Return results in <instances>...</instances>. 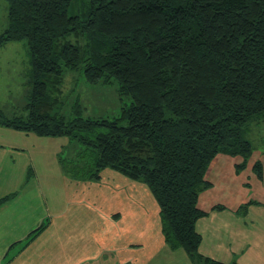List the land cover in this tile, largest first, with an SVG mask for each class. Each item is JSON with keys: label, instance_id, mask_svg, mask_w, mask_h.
Returning a JSON list of instances; mask_svg holds the SVG:
<instances>
[{"label": "trees", "instance_id": "trees-1", "mask_svg": "<svg viewBox=\"0 0 264 264\" xmlns=\"http://www.w3.org/2000/svg\"><path fill=\"white\" fill-rule=\"evenodd\" d=\"M4 1L0 48L25 44L29 93L23 114L0 109V125L68 137L75 155L64 167L76 180L110 169L147 185L168 248L191 264H226L199 252L196 224L208 212L198 200L216 156L242 157L244 168L250 124L264 123V0ZM76 70L90 84L117 83L130 106L95 119L76 99L66 113L63 86ZM254 171L262 178V163Z\"/></svg>", "mask_w": 264, "mask_h": 264}, {"label": "crops", "instance_id": "crops-1", "mask_svg": "<svg viewBox=\"0 0 264 264\" xmlns=\"http://www.w3.org/2000/svg\"><path fill=\"white\" fill-rule=\"evenodd\" d=\"M28 64L23 73L26 86ZM74 155L73 148L59 160L64 172L62 191L70 204L41 206L39 197H45L42 190L20 189L23 172L0 181V198L13 195L0 206V264H152L162 254L165 260L176 252L165 243L159 211L157 214L153 201L152 205L141 203L140 187L135 182L110 169L102 173L99 182L76 180L64 167ZM229 157L216 159L221 171L230 169L225 174L223 183L228 185L224 189L232 196L231 189H239L241 194L251 192L263 197H255L262 202L201 208L208 214L196 224L202 236L199 252L226 264H264V159L258 161L263 166V176L259 178L250 159L244 168H239L244 160ZM10 160L9 164H13V157ZM236 197L241 203L242 196ZM45 224V229L29 240L30 233Z\"/></svg>", "mask_w": 264, "mask_h": 264}, {"label": "rangeland", "instance_id": "rangeland-1", "mask_svg": "<svg viewBox=\"0 0 264 264\" xmlns=\"http://www.w3.org/2000/svg\"><path fill=\"white\" fill-rule=\"evenodd\" d=\"M6 25L7 3L0 0V33L3 32ZM27 62V48L23 42H10L0 48V109L7 116H17L24 112L29 93V87L23 85V73L26 71ZM118 89L117 83L103 85L86 82L81 70L68 71L63 86V97L66 101L65 112L69 113L72 105L78 99L85 108V117L114 120L121 115L123 108L129 107L131 104V98L121 95ZM250 126L247 138L252 142L254 150L249 158V163L255 164L264 159V123H251ZM69 141L70 139L66 136L40 137L0 125V181L5 180L10 174L17 177L23 172L20 189H23L24 192L27 189L42 190L45 197L43 198L42 195L39 197L42 198L41 206H58L61 205V202L64 205H66L65 202L70 204L67 196L64 199L61 186L63 184L61 177L64 172L59 163L62 155L67 156L72 153L71 144L68 146ZM229 156L220 154L209 165L204 179L211 184L199 194L198 206L200 208L208 210L212 205H233L231 207H236L239 204L247 205L250 202H258L261 201L259 198H263L259 195H257L259 198H255L256 195H251V192L246 191L241 194L239 189L236 191L231 189L234 195L232 196L227 189H224V186L228 185L223 183L226 181L225 174L228 175L230 169L226 168V172L221 171L219 164L217 165L219 161L216 159ZM10 157H13V164H9ZM238 159L239 157H237ZM24 163L27 164L26 167H24ZM244 172L246 173L247 170ZM32 184H34L33 188L30 187ZM135 185L140 187L138 194L141 203L146 202L147 205L148 203L152 205L153 201L158 214L160 211L158 203L147 185L140 182H135ZM234 187H238V185H234ZM136 192L137 190L135 194ZM37 193L35 192L36 195ZM236 195L242 196L241 203H237L239 198ZM159 219L160 217H158V221ZM166 257L164 260L165 255L162 254L152 264H191L185 252L180 249Z\"/></svg>", "mask_w": 264, "mask_h": 264}]
</instances>
